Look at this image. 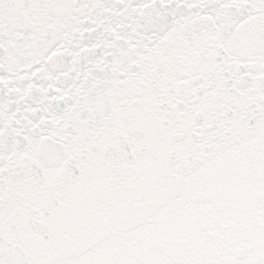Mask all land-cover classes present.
<instances>
[{
	"label": "snow or ice",
	"instance_id": "obj_1",
	"mask_svg": "<svg viewBox=\"0 0 264 264\" xmlns=\"http://www.w3.org/2000/svg\"><path fill=\"white\" fill-rule=\"evenodd\" d=\"M0 264H264V0H0Z\"/></svg>",
	"mask_w": 264,
	"mask_h": 264
}]
</instances>
